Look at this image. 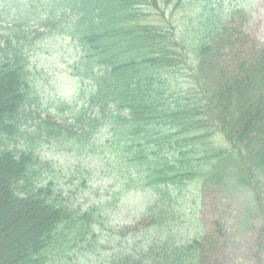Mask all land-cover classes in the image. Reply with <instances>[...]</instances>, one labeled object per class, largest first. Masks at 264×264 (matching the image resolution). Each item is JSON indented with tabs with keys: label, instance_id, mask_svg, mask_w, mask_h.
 Segmentation results:
<instances>
[{
	"label": "trees",
	"instance_id": "1",
	"mask_svg": "<svg viewBox=\"0 0 264 264\" xmlns=\"http://www.w3.org/2000/svg\"><path fill=\"white\" fill-rule=\"evenodd\" d=\"M215 8L199 0L192 16L199 15L175 24L159 0H0V210L7 208L0 264H77L73 254L91 258L104 235L123 238L107 225L106 210L117 203L70 201L97 182L98 165L115 194L145 188L156 197L146 215L163 208L139 248L137 237L122 251L102 248L105 264L205 263L199 233L184 245L173 232L188 223L185 195L202 188L227 154L242 170L264 169V54L257 64L215 62L226 24ZM47 34L69 38L79 51L71 73L82 97L74 104L48 102L39 89L30 59ZM214 62L210 72L233 69L217 85L209 81H216ZM220 101L232 117L220 115ZM217 132L229 148L216 147ZM47 146L91 167L80 162L66 172L42 157Z\"/></svg>",
	"mask_w": 264,
	"mask_h": 264
},
{
	"label": "rangeland",
	"instance_id": "2",
	"mask_svg": "<svg viewBox=\"0 0 264 264\" xmlns=\"http://www.w3.org/2000/svg\"><path fill=\"white\" fill-rule=\"evenodd\" d=\"M198 1L174 0L172 4L168 5V0H159L162 12L171 16L169 19H172L175 24L181 23L184 18L198 16L199 9H196L197 14L192 16L194 6L196 8ZM212 2L218 7L215 8L216 15L226 22L225 29L221 37L218 38L219 42L224 43L221 47L219 46L221 50L216 53L219 55L215 57V62L234 65L238 64L240 58H245L248 60L244 59L242 61L244 63H248L249 59H252L255 64L259 63L263 57L262 54H264V0H212ZM151 13L155 14L156 11H151ZM35 28L34 26L32 30ZM48 30L49 28H46V32ZM78 55L79 51L75 43L69 38L47 34V39L31 56V67L35 74L39 75L38 84L43 86L39 89L48 102L53 103V100L60 97L73 104L75 100H81V84L77 77L71 73V66ZM211 58L212 56L207 60ZM215 62L209 68V75L213 76L216 81L207 78L217 85L223 77L224 79L229 77L233 69L231 66H226L223 72H210L216 71L214 67L217 63ZM201 69L205 72L208 71L204 68ZM219 103L224 106L220 115H223L226 110L228 112L229 104L222 101ZM229 112V117L235 113L232 108ZM212 116L216 117L215 111H212ZM212 139L218 148L227 149L230 147L229 141L222 132H217ZM58 149L56 150L54 146L48 149L47 146L41 150V155L71 174L70 168L81 164L80 162L91 167L87 160L78 158L75 153L69 152L65 148ZM249 162L254 165V161L248 158ZM214 168L215 173L202 181V188H195L191 195L189 192L185 195L183 206L188 214V223L186 227L180 225L173 232L178 238H185L184 245L188 244V240L194 236V233H199L198 235L202 237L201 241H203L204 264H264V169L254 168L253 172L242 170L239 168L238 162L233 161L229 154L216 161ZM103 170L104 167L98 165V173L93 175L97 182L94 185L90 184L86 190H75L76 193L73 194V199L71 198L70 201L76 200L74 205L86 206L101 204L105 201H109V204L112 203V205L117 203L113 212L106 210L107 215H110V224L107 225L109 229L111 228L125 240L130 241L125 242L123 238L114 239L110 238V235H104L102 241L98 245L94 243L95 246L91 245V248L97 249L101 246L107 250L106 252H109L111 248L116 247L122 251L129 247L136 237L140 242L137 247L139 248L142 239H144L141 233L154 222L155 218H160L159 214L163 208L161 207L154 215H146L148 210L153 211L151 206L156 197L145 188L115 194L117 193L113 186L115 181L108 179ZM249 177L251 180L248 179ZM69 178L66 179L69 180ZM88 179L91 180V176ZM67 197L70 198V194ZM2 199L3 190L0 187V206L5 202ZM163 202L162 200L161 203ZM5 210H0V217L6 216ZM180 210L181 208L178 209V211ZM173 217L174 215L170 213L167 218ZM102 224L106 225L104 222ZM126 228H129V233ZM100 231L101 234L107 232L104 227ZM152 231H155V228ZM156 236L160 239L158 234H155ZM102 248L99 252L93 253L91 258L82 257V254L79 253L73 254L75 263L105 264L106 252L104 253Z\"/></svg>",
	"mask_w": 264,
	"mask_h": 264
}]
</instances>
